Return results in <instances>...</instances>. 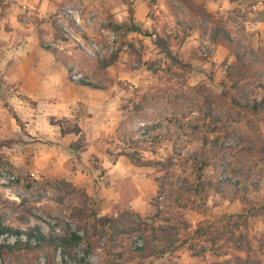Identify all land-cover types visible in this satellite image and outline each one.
I'll use <instances>...</instances> for the list:
<instances>
[{"label":"rangeland","instance_id":"rangeland-1","mask_svg":"<svg viewBox=\"0 0 264 264\" xmlns=\"http://www.w3.org/2000/svg\"><path fill=\"white\" fill-rule=\"evenodd\" d=\"M21 1L19 21L77 87L75 102L44 109L47 131L78 136L55 147L60 164L45 160L57 158L54 147H15L55 141L27 136L7 100L18 89L5 88L3 112L21 135L0 138V215L23 229H80L82 239L66 252L35 241L9 249L2 244L27 237L5 234L0 264H249V244L264 264V0H241L207 22L192 0H145L142 23L130 0ZM218 27L230 38L213 41ZM135 183L143 194L133 206ZM94 213L119 218L122 232L102 236Z\"/></svg>","mask_w":264,"mask_h":264},{"label":"crops","instance_id":"crops-1","mask_svg":"<svg viewBox=\"0 0 264 264\" xmlns=\"http://www.w3.org/2000/svg\"><path fill=\"white\" fill-rule=\"evenodd\" d=\"M10 1V4L5 5ZM48 0H22L21 3L27 5L36 3L37 5H45ZM137 10L134 13L135 21L146 22L148 4L145 0H130ZM180 3V0H174ZM195 5L203 8V13L198 14L203 22L209 20L210 12L215 13L223 10H231L240 5L241 0H192ZM15 0H0V138L12 135H21L20 127L17 120L7 112H3L2 101L6 97L4 95L5 88L10 85L17 87V94L9 95L7 100L13 102L14 110L17 111L21 120L24 121L25 130L29 138L51 139L54 143L45 144L42 142H23L19 140L15 147H54L57 158L47 157L48 162H56L60 164L64 162V157L55 147H65V140L69 138L76 139L78 136L75 132L69 133L68 136L60 132L47 131L46 119L48 111L47 106L66 104V102H75L76 86L67 82L66 71L60 67L54 60L51 53L44 50L38 43L37 35L31 28H24L22 22L19 21V12L14 8ZM125 3V2H124ZM124 5V4H123ZM71 91L73 96L67 97ZM68 93V94H67ZM28 102L36 103L32 106L30 115L25 113ZM57 104V105H56ZM57 108V107H56ZM22 114H21V113ZM64 143V144H63ZM41 160L43 157H40ZM40 158L38 160H40ZM133 184V183H132ZM156 190V189H155ZM143 192L138 190V183H135V191L129 197L133 206L142 200L140 197Z\"/></svg>","mask_w":264,"mask_h":264},{"label":"trees","instance_id":"trees-1","mask_svg":"<svg viewBox=\"0 0 264 264\" xmlns=\"http://www.w3.org/2000/svg\"><path fill=\"white\" fill-rule=\"evenodd\" d=\"M131 30L139 31L141 29L137 26H133L131 27ZM222 32L225 34L226 39L230 38L229 33L226 30H224L222 27H218L214 30L212 34V40L213 41L218 40V37L219 35H221ZM157 43L159 44L163 52H165L169 57L175 59L174 55L172 54L171 48L169 47V45L166 43L165 39L161 35H157ZM249 52H251L250 49ZM246 54H247V50L240 53L239 56H241L242 58L245 57ZM116 61H117V55H113L112 58L111 57L103 58V64L105 66L111 65ZM79 83L95 88L97 87V85L94 84L93 82H89L86 80H80ZM155 128H157V126L150 128V130H154ZM129 157L135 164H139V165L150 166V165L160 164L159 162H154L152 160L141 159L140 157H137L134 154H129ZM208 164H209L208 161L204 160L203 165L207 166ZM260 213L264 216V204L260 206ZM93 215L95 217L94 225L95 227L100 228V230L102 231V236L108 233L109 230H111L112 233L122 232V228H121L122 223L119 218L109 215L99 216L97 213H94ZM48 225H49V233H46L39 224H35L33 226L27 227L26 229H23L8 224L4 219V217L0 215V236L5 234H15L19 237L20 235L25 234L27 237L26 238L27 241L25 242L19 239L14 245L3 243L2 247H8L9 249L31 247L33 245L32 241H35L36 245L39 246L51 245V246H55L56 248H61L63 249V251L66 252L67 248L78 245L79 241L82 239V237L79 235L80 229L74 230L70 235H59L56 234L55 227L51 223H48ZM162 230L164 233L168 234V230L166 227L162 228ZM168 241L171 245H173L175 242L174 239H170V238H168ZM251 254H252V246L249 244V254L247 252V255L249 256V264L262 263V259L252 258ZM193 264H198V263H193Z\"/></svg>","mask_w":264,"mask_h":264}]
</instances>
